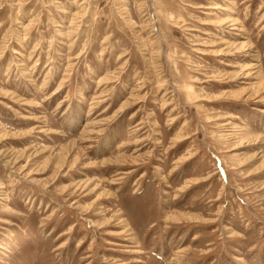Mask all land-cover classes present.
Wrapping results in <instances>:
<instances>
[{
	"label": "rangeland",
	"instance_id": "1",
	"mask_svg": "<svg viewBox=\"0 0 264 264\" xmlns=\"http://www.w3.org/2000/svg\"><path fill=\"white\" fill-rule=\"evenodd\" d=\"M0 264H264V0H0Z\"/></svg>",
	"mask_w": 264,
	"mask_h": 264
}]
</instances>
